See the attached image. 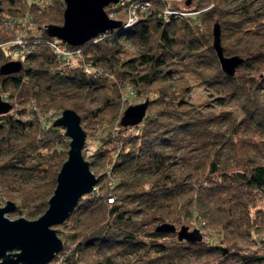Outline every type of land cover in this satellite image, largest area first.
I'll return each instance as SVG.
<instances>
[{"label":"trees","instance_id":"obj_1","mask_svg":"<svg viewBox=\"0 0 264 264\" xmlns=\"http://www.w3.org/2000/svg\"><path fill=\"white\" fill-rule=\"evenodd\" d=\"M132 1L103 7L117 28L69 46L42 28L61 22V0H0V64L21 61L0 73L10 105L0 113V200L28 218L44 210L67 143L47 111L68 107L97 128L91 152L86 140L81 149L95 183L58 224L62 247L45 264H264L245 225L264 200V0H150L125 23ZM10 17L21 24L4 26ZM214 21L222 54L241 58L231 74L211 45ZM190 80L203 102L190 99ZM123 90L146 100L135 124L119 123ZM163 221L219 236L189 242L154 230Z\"/></svg>","mask_w":264,"mask_h":264},{"label":"water","instance_id":"obj_2","mask_svg":"<svg viewBox=\"0 0 264 264\" xmlns=\"http://www.w3.org/2000/svg\"><path fill=\"white\" fill-rule=\"evenodd\" d=\"M61 1V22L42 24V28L47 36L57 38L69 46H77L105 30L120 25V20L108 16L103 8L109 3H116L117 0ZM210 33L211 45L220 68L231 74L241 58L222 54L216 21L212 23ZM20 67V60L10 59L0 64V73L14 72ZM9 107L8 102L0 99V113L7 111ZM145 107L146 100L126 105L119 116V123L130 125L139 122ZM51 124L62 127V134L67 138L65 157L55 173L54 186L46 199V206L36 217L8 218L5 213L14 208L13 202L6 199L3 205H0V264L48 262L62 247V240L53 225L64 221L78 198L88 193L95 183V176L81 153L85 131L79 123L78 114L71 108H62ZM154 230L174 232L178 239L189 242L201 238L197 228L188 229L184 224L175 228L173 224L163 221L157 223Z\"/></svg>","mask_w":264,"mask_h":264},{"label":"rangeland","instance_id":"obj_3","mask_svg":"<svg viewBox=\"0 0 264 264\" xmlns=\"http://www.w3.org/2000/svg\"><path fill=\"white\" fill-rule=\"evenodd\" d=\"M12 60H19V59L12 58ZM190 83H191L190 99L193 102H197V103L203 102V100H205L206 98H208L207 93H206L205 90H203L202 88H200V86L197 85L196 83H194L192 80H190ZM121 95L128 97V100L125 101L123 99L124 101L121 102L122 105H125V106L128 105V104L138 103V102L144 100L143 98L142 99H137L135 96H133V94H131L130 91H127V90H123L122 93H121ZM100 98H101V96L100 95H97L96 98H94V99H88L86 101L87 102H92V103H89L90 106H96L99 103ZM47 112H52L51 113L52 114L51 115L52 118L53 117L55 118L59 114V111H57L55 109H49ZM92 124H94V123H90V124L87 123L85 125L87 127L81 126L82 129L85 131V140H86V143H85V147L83 149V153L85 155L89 154L91 152L92 148L94 147V144H96V141H95V138H94L93 133H94V131L97 130V128L95 129V126L92 125ZM86 133H88L87 136H86ZM66 148H67V143H66ZM176 160H177L176 163H175L176 166H180V167L185 166L186 163H185V161L183 159H176ZM7 200L12 201L11 199H7ZM3 202H4V200H0V205H3ZM257 203H258L259 209L257 211L256 210L253 211V209H249V211H248V217L246 218L248 221H247V224H245V225H250V226L253 225V228L250 231L251 232V235L252 236H259L260 239H261L260 241H257V243H256L255 246L257 248H259V249H262L264 247V200H259ZM13 204H14V202H13ZM15 208L13 210H11V211L6 212L5 215L8 218H15V217H18V216L25 217L20 211L16 210ZM25 218H28V217H25ZM28 219H31V218H28ZM244 222H246V220H244ZM200 223H201V221H200ZM184 225H186L188 229H191L193 227H195V228L198 229V226H197V224L195 225V222H191L189 224H184ZM241 225H242V223H241ZM53 227H55L56 229H62L58 224L53 225ZM254 230H255V232H254ZM199 232H200L201 235L202 234L206 235V237H207L208 240H214L215 238H217L219 236V231L218 230H208V229L205 230V229H201L200 228V231Z\"/></svg>","mask_w":264,"mask_h":264},{"label":"built area","instance_id":"obj_4","mask_svg":"<svg viewBox=\"0 0 264 264\" xmlns=\"http://www.w3.org/2000/svg\"><path fill=\"white\" fill-rule=\"evenodd\" d=\"M116 3L122 5L124 3V0H117ZM116 3H114V4H116ZM150 7H151L150 0H136V1H132L124 9L125 15H126L125 23L132 22L133 20H135V18L137 17V14L139 12L144 11L147 8H150ZM107 15L112 17L109 14H107ZM2 21H3L4 26L7 25L9 27H15V28L17 27V25L21 24L20 22H18V19L14 18V17L5 18ZM22 35L23 34L20 32L19 36H22ZM16 41H18V39H16ZM50 45L56 52H58L61 55H68L70 53V51L65 48V45L61 41H59V42L58 41L50 42Z\"/></svg>","mask_w":264,"mask_h":264}]
</instances>
